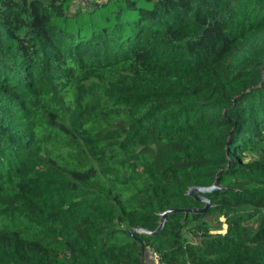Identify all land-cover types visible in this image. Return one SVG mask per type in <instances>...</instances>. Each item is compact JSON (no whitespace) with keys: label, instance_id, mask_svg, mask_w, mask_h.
<instances>
[{"label":"trees","instance_id":"trees-1","mask_svg":"<svg viewBox=\"0 0 264 264\" xmlns=\"http://www.w3.org/2000/svg\"><path fill=\"white\" fill-rule=\"evenodd\" d=\"M149 252L264 264V0H0V264Z\"/></svg>","mask_w":264,"mask_h":264},{"label":"water","instance_id":"water-1","mask_svg":"<svg viewBox=\"0 0 264 264\" xmlns=\"http://www.w3.org/2000/svg\"><path fill=\"white\" fill-rule=\"evenodd\" d=\"M220 189L215 184L208 187H200V186H191L188 188L187 196L193 198L194 201L204 204L201 208H185V209H167L164 212L160 213V220H159V226L154 231H148L144 228H135V229H129L128 234L132 235L134 233H141L146 235H155L157 232H159L162 227L164 226V223L166 221V217L169 214L172 213H183L185 218L188 214H204L207 211L210 210L212 207L210 200L208 199L207 194L212 193L216 190ZM141 254L143 256L144 254V245L141 244Z\"/></svg>","mask_w":264,"mask_h":264},{"label":"built area","instance_id":"built-area-1","mask_svg":"<svg viewBox=\"0 0 264 264\" xmlns=\"http://www.w3.org/2000/svg\"><path fill=\"white\" fill-rule=\"evenodd\" d=\"M106 1L107 0H78V3H80L81 6L90 9L94 4L104 3ZM147 264H162V263L159 262L158 257L156 256L155 253L149 252V259Z\"/></svg>","mask_w":264,"mask_h":264},{"label":"rangeland","instance_id":"rangeland-1","mask_svg":"<svg viewBox=\"0 0 264 264\" xmlns=\"http://www.w3.org/2000/svg\"><path fill=\"white\" fill-rule=\"evenodd\" d=\"M219 220L222 221V218H219ZM209 224H210L211 227L215 226V222L214 221H210ZM224 229H225V226L222 227V230L219 231V233H223ZM212 233H215V231H212Z\"/></svg>","mask_w":264,"mask_h":264}]
</instances>
